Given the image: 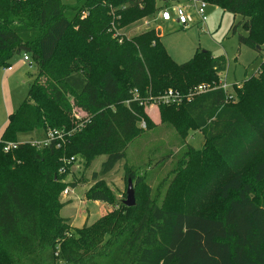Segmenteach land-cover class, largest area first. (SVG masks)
Returning a JSON list of instances; mask_svg holds the SVG:
<instances>
[{
  "label": "trees",
  "instance_id": "16d2710c",
  "mask_svg": "<svg viewBox=\"0 0 264 264\" xmlns=\"http://www.w3.org/2000/svg\"><path fill=\"white\" fill-rule=\"evenodd\" d=\"M156 1L0 0V67H9L13 55L27 54L36 69L0 136V142H18L0 152V264H264V0H204L242 17L245 34L238 43L255 49L262 61L256 75L240 82L236 102L231 91L215 88L178 104L158 97L168 89L186 95L198 84L217 82L226 61L196 49L189 61L176 63L155 29L121 31L158 16L167 5ZM146 101L157 102L161 118L176 129L155 149L156 173L174 149L187 144L190 131L203 136L202 148L188 145L185 152L200 158L203 172L176 170L168 183L190 185L188 191L178 187L185 208L156 200L151 176H142L150 160L135 167L125 163L127 181L144 193L137 198L134 189V205L122 200L120 209L72 228L59 214L70 167L65 160L103 154L91 178L110 172L126 159L139 134L136 123L148 121ZM74 106L89 116L58 146L55 140L47 146L19 140L21 134L42 140L50 129L66 131ZM207 193L205 213L189 211L187 204ZM85 198L115 201L100 181Z\"/></svg>",
  "mask_w": 264,
  "mask_h": 264
},
{
  "label": "rangeland",
  "instance_id": "374dc122",
  "mask_svg": "<svg viewBox=\"0 0 264 264\" xmlns=\"http://www.w3.org/2000/svg\"><path fill=\"white\" fill-rule=\"evenodd\" d=\"M75 1L61 0V3L73 4ZM156 4L158 7L167 5L169 8H171L170 5L172 4H188L186 13L190 16L189 24L183 27L180 26L174 20V16L169 21H162L159 17L153 16L144 17L121 31L126 35H134L144 29H155L157 33L161 34V42L166 52L176 63L189 61L194 56L196 49L207 50L214 57L224 56L226 62L225 69L222 72V79L224 78L226 83L230 85L229 91L233 95L236 94L238 87L240 88L242 80L257 74L259 64L262 61L261 57L252 47L238 43V36L245 34L240 24L242 21L240 15H233L208 3L205 9L207 19L205 24L202 25L201 22H198L199 17L191 0H157ZM146 21L149 22L148 25H145ZM233 25L236 26L234 31L232 29ZM18 56H12L9 62L12 67ZM24 64L20 68L21 71L14 69L11 78L4 75L5 67H0V134L7 119V109H11L9 108L10 102L12 109L18 107L19 103L26 98L28 81H33L35 77V67H28L27 64ZM230 99L232 102L237 101L236 95ZM113 110L115 109L111 111ZM143 113L148 121L145 122V119L142 118L136 123L139 128V134L128 144L126 159L119 161L110 172L99 176L97 180H93L91 174L100 169V165L105 159L103 154H94L90 160H86L80 155H72V160H65L67 162L66 165L70 166L65 180L67 185L64 187V189H68V194L64 195L62 191L60 192V199L65 204L60 208L59 214L67 220L72 228H79L84 224L89 225L97 218L121 208L122 200L126 199L127 189L125 163L135 167L147 164L148 160H150L147 164L149 169L143 171L142 176H151L152 188L154 192L156 191V200L159 202L164 201L168 206L171 205L172 209L183 210L185 208L183 199L186 197L183 194L184 191L179 190L188 191L190 185L187 183L169 185L168 183H170V179L176 170H180L186 175L203 172L202 168L198 166L200 165V158H188L185 153L188 145L192 146V151L202 148L203 136L198 130L190 131L186 136L187 144L179 152L178 149H174L163 171L156 173L155 168H153L154 170L151 169L154 161L159 157L155 149L158 150L164 143L168 142L176 129L173 124L161 118L157 102L146 101ZM88 116V112L74 106L70 114L73 125L66 129L67 134L79 131L87 121ZM182 151L183 154H181ZM247 174H252L251 167L247 169ZM217 177L216 175L215 179H213L216 188L221 181ZM97 181H100L114 197L115 201L113 203L108 204L103 201L85 198V191ZM72 182H74V185L70 184ZM131 187L133 191L135 189L137 198H139V194L144 193L143 186L137 188L134 180H131ZM178 187L181 189L178 190ZM208 190L209 188L207 192ZM173 191H177L179 194H174ZM214 192H216V189H214ZM261 193H264V189H262ZM210 194L212 193H207L196 201L193 200L194 203L189 202L187 204L189 211L205 213L203 210L204 201L206 196Z\"/></svg>",
  "mask_w": 264,
  "mask_h": 264
},
{
  "label": "built area",
  "instance_id": "2783aa9c",
  "mask_svg": "<svg viewBox=\"0 0 264 264\" xmlns=\"http://www.w3.org/2000/svg\"><path fill=\"white\" fill-rule=\"evenodd\" d=\"M191 1H192V5L194 6L196 13L198 14V17H199L198 22H201L202 25L205 24V21L207 19L205 9L208 3L204 0H191ZM170 6L171 8L165 7L164 9H162L159 12L157 18L159 17L162 21H169L172 19V16H174L175 17L174 20L176 21V23H178L182 27L187 26L190 21V16L189 14L186 13V7H188V4L187 5L186 4L185 5L172 4ZM148 24L149 22L146 21L145 25H148ZM22 58L24 61L28 63L29 66H32L30 58L27 54H23ZM229 87L230 85L226 83L225 79L224 78L222 79V73H221L217 82L198 84L197 86L192 88L190 92L186 95H181L176 90L168 89L162 95L158 97V100H160L161 102H165V103L178 104V103H181L184 98L190 99L195 94H199V93L212 90L215 88H222L225 91L227 90L229 91ZM66 134L67 132L62 129L61 130L60 129H50L47 131V137L42 140H36L32 138V139L23 140V141L29 142L32 145H36V146H47L50 144V141L55 140L56 141L55 145L58 146L60 144V141L62 142L64 140V137ZM17 146H18L17 141L16 142H0V152H4V153L9 152L12 149H15ZM72 159L73 157L69 158L67 161H70ZM62 192L64 195H66L68 194V189L65 188Z\"/></svg>",
  "mask_w": 264,
  "mask_h": 264
},
{
  "label": "crops",
  "instance_id": "0c3cea01",
  "mask_svg": "<svg viewBox=\"0 0 264 264\" xmlns=\"http://www.w3.org/2000/svg\"><path fill=\"white\" fill-rule=\"evenodd\" d=\"M159 35L161 36V34L159 33ZM27 64L28 65V63L26 62V61H24L23 60V58H22V55H19L18 56V58L15 60V62H14V66L12 67L11 65L9 66V67H5L4 68V75L5 76H8V77H12V73H13V71H14V69L16 70V71H21L20 70V68H22V64ZM24 64V65H25ZM28 67H29V65H28ZM26 80V79H25ZM31 81H28V84L30 83ZM20 104V103H19ZM9 108H11L10 110L9 109H7V112H8V114L9 113H11L12 111H14L15 109H12V104H11V102H10V107ZM8 114H7V117H8ZM6 123H7V119H6V122H5V125H6ZM5 125H4V127H5ZM4 129V128H3ZM3 129H2V131H3ZM1 134H2V132H1ZM1 134H0V136H1ZM27 137V138H26ZM33 137H32V135H30V134H21L20 136H19V140H21V141H23V140H29V139H32ZM96 201V200H95Z\"/></svg>",
  "mask_w": 264,
  "mask_h": 264
},
{
  "label": "water",
  "instance_id": "95a60500",
  "mask_svg": "<svg viewBox=\"0 0 264 264\" xmlns=\"http://www.w3.org/2000/svg\"><path fill=\"white\" fill-rule=\"evenodd\" d=\"M162 1H165V0H162ZM123 203L126 206H132L135 204L134 191L131 187V179L130 178L127 181L126 199L123 200Z\"/></svg>",
  "mask_w": 264,
  "mask_h": 264
}]
</instances>
